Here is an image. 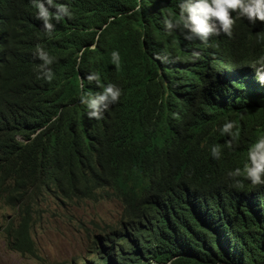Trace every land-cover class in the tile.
<instances>
[{
	"label": "trees",
	"instance_id": "16d2710c",
	"mask_svg": "<svg viewBox=\"0 0 264 264\" xmlns=\"http://www.w3.org/2000/svg\"><path fill=\"white\" fill-rule=\"evenodd\" d=\"M54 2L73 15L49 38L31 0H0V201L19 214L2 228L9 247L38 257L33 227L50 201L116 198L117 224L80 264H264V186L227 176L264 137V84L249 66L264 23L237 18L231 38L205 44L164 28L180 0ZM37 45L55 57L50 83L37 79ZM90 73L122 90L99 120L80 103L101 91Z\"/></svg>",
	"mask_w": 264,
	"mask_h": 264
},
{
	"label": "clouds",
	"instance_id": "9594fccd",
	"mask_svg": "<svg viewBox=\"0 0 264 264\" xmlns=\"http://www.w3.org/2000/svg\"><path fill=\"white\" fill-rule=\"evenodd\" d=\"M31 3L37 10L34 14L35 18L43 21V30L49 38H51L56 23H60L65 17L70 19L73 15L69 6L65 3L57 4L54 0H46V2L45 0H31ZM51 8L56 10L51 11ZM178 8V16L173 17L169 14L165 17L163 21L164 28L169 34L174 29H179L183 32L186 40L199 39L205 44L212 36L224 34L231 38L237 18H246L251 24H255L257 21L264 23V0H180ZM232 12L235 13V17L231 14ZM34 55L41 61L35 68L38 73L37 79H44L50 83L54 78L50 66L54 63L55 57L50 56L39 45H37ZM117 56L118 53L113 51L112 63L119 69ZM198 57L199 53L194 52L193 59ZM249 66L254 69L258 81L264 84V55L258 57ZM87 79L89 82H95L101 91L94 95H81L80 103L87 107L89 119L99 120L102 119L105 110L119 101L122 90L112 83L101 84L98 73H90ZM235 127V121H226L221 132L235 139L236 134L232 131ZM228 147H232L231 141L228 142ZM211 155L214 159H219L220 147L217 145L212 146ZM247 157L243 170L238 167L227 173L228 178L233 181L231 186L242 187L241 181L238 179L241 176L250 180L253 186H264V175H262L264 174V137H260L250 145Z\"/></svg>",
	"mask_w": 264,
	"mask_h": 264
},
{
	"label": "rangeland",
	"instance_id": "374dc122",
	"mask_svg": "<svg viewBox=\"0 0 264 264\" xmlns=\"http://www.w3.org/2000/svg\"><path fill=\"white\" fill-rule=\"evenodd\" d=\"M122 205L116 198L93 202L84 200L77 207L52 201L34 227L32 239L38 257L21 255L11 249L2 227L18 221V206L0 201V264H79L93 262L96 249L93 236L114 227L121 215Z\"/></svg>",
	"mask_w": 264,
	"mask_h": 264
}]
</instances>
